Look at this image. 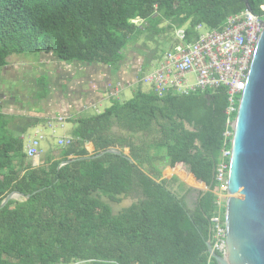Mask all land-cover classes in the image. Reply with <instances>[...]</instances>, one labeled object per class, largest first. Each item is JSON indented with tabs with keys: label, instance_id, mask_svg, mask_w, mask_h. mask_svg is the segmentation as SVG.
<instances>
[{
	"label": "trees",
	"instance_id": "trees-1",
	"mask_svg": "<svg viewBox=\"0 0 264 264\" xmlns=\"http://www.w3.org/2000/svg\"><path fill=\"white\" fill-rule=\"evenodd\" d=\"M245 1L254 13L264 2L0 0V71L12 54L51 53L64 63L58 83L76 85L66 95L59 85V99L81 107L83 99L92 103L101 97L90 91H106L101 86L110 81L123 85L139 79L159 59L140 40L156 44V37L164 35L163 42L171 44L166 34L177 28H184L188 39L196 37V25L217 28L243 11ZM129 44L143 57L138 65L134 56H125ZM49 80L45 72L36 76L34 99L47 100ZM227 105L224 87L188 95L170 90L162 96L139 88L123 102L111 99L100 113L67 117L73 142L57 151L46 149L36 161L27 159L22 136L47 120L0 111V204L12 191L29 195L0 208V264H217L206 242L217 198L212 170L223 145ZM87 141L92 154L109 147L121 154L58 167L63 160L88 155ZM183 164L210 186L198 192L192 208L165 179L158 180L157 167ZM131 193L137 201L114 214L110 204Z\"/></svg>",
	"mask_w": 264,
	"mask_h": 264
},
{
	"label": "built area",
	"instance_id": "built-area-1",
	"mask_svg": "<svg viewBox=\"0 0 264 264\" xmlns=\"http://www.w3.org/2000/svg\"><path fill=\"white\" fill-rule=\"evenodd\" d=\"M135 22V19L130 20ZM138 21V19H137ZM264 22V2L259 5V12L244 9L230 14L217 28H208L205 33L195 27L196 37L187 38L184 28L173 32L169 49L164 51L154 67L144 73L137 81L148 85L158 96L170 90L183 95L205 89H226L227 108L225 113V130L222 133L223 145L215 165L214 179L217 181L216 209L210 218L211 229L209 241L218 254L226 247V231L224 225V207L227 197V174L230 158V139L232 114L236 112L238 99L244 89L247 73L255 50V45ZM189 75L192 79L188 80ZM119 82L108 89L111 98L119 92ZM148 89V90H149ZM57 120H64L58 117ZM52 132L53 129H52ZM24 135L22 136V138ZM45 139L40 130H35L24 145L27 158H34L41 153V140ZM58 147H66L73 142L71 136L56 137ZM87 151L92 154L88 149Z\"/></svg>",
	"mask_w": 264,
	"mask_h": 264
},
{
	"label": "water",
	"instance_id": "water-1",
	"mask_svg": "<svg viewBox=\"0 0 264 264\" xmlns=\"http://www.w3.org/2000/svg\"><path fill=\"white\" fill-rule=\"evenodd\" d=\"M245 9L252 11L247 1ZM230 127L228 195L224 207L226 247L220 255L207 240L206 248L217 264H264V22ZM105 153L121 154L117 147H109L96 154L63 160L58 167ZM214 173L215 168L212 179ZM209 188L204 185L203 191ZM28 197L12 191L2 200L0 208L10 199Z\"/></svg>",
	"mask_w": 264,
	"mask_h": 264
},
{
	"label": "rangeland",
	"instance_id": "rangeland-1",
	"mask_svg": "<svg viewBox=\"0 0 264 264\" xmlns=\"http://www.w3.org/2000/svg\"><path fill=\"white\" fill-rule=\"evenodd\" d=\"M135 23H137V19H135ZM208 31V27H206L205 25H203L199 32L200 33H205ZM167 36H170L171 42H172V37H173V33H167ZM163 37L164 35L161 36H157V42L158 43H151V42H145L140 40V43L143 44L144 46V50L146 52H148L149 50H155V56H161V54L166 51L167 49H169L170 44L163 42ZM170 42V43H171ZM139 43V44H140ZM127 50L125 51L126 54L125 56L128 55V57L126 58H132L133 56V63H137L139 60L141 59V55H136L137 53V48L135 46H131V44H129L127 47ZM143 48V47H142ZM154 56V57H155ZM143 58V57H142ZM157 60H153L150 62V67L149 69H147L144 73H146L148 70L152 69L155 65ZM64 63H59L56 59H54L53 55L51 53H42L41 56L39 55V53H19V54H12L7 58V66L3 67L2 70L0 71V80H9L7 83H1L0 82V99L1 98H5L7 100V102H12V106H6L3 105L0 107V111L5 113V114H12V115H16V116H23L25 119L29 118H34L36 117L34 115V112H20V110L27 109L28 107L25 106L24 101H26L27 99H29L27 102L28 103H32L31 111L37 110L36 109V105H33L34 102V94H36L38 91V85H35L34 80L36 79V76L40 75L41 73L45 72L46 74L49 75L50 78V82L48 83V87H49V93H48V98L46 101H41L39 103L38 108L41 109V107L45 108V114L42 113V115H39V119H45L47 121H44L42 123H38L37 125V129L40 130L45 139L41 140L40 142V146H41V153L38 156H35L34 158H27L28 160H35L42 156L44 154V152L46 151V149L50 148L52 151H57L60 148L63 147H58V144L56 142V137H61V136H70V131L72 128V123L70 121L67 120V117L70 119L76 118L78 116H86V115H94L97 113H100L104 108L108 107L110 104L111 99H117L120 102H123L129 98H131L133 96V94L135 93V91L137 89H141L142 91H147L148 90V85L143 83L142 81H135L138 80V78L134 79H128L127 82H124V84L122 85V87L118 86V90L119 92L116 94L115 98H111L109 96V92L108 89H112L116 86V83H112V81L107 82L105 85H102L101 88L106 89V91L102 90V92L98 91V90H93L90 91L93 94H100V99H95L93 100L92 103H90V98L87 99H83L82 103H81V107L77 106L75 107V105L72 103L73 101H71L70 99V107H74L73 108H68L69 112L67 116H64L63 113L67 112L65 110L62 109H56L54 108L57 103V101L59 100L61 102V100L59 98L62 97V95H66V93H68L67 88H75V84H69V86L67 87V83H69V81H62V83H58V72L60 70H63L64 67L61 65ZM26 68V70H25ZM73 70V69H72ZM91 69L88 68L87 71H90ZM131 70V69H130ZM28 73L30 75H28ZM137 73V69L135 70V74ZM143 73V74H144ZM21 75L25 76V79L29 80V83L26 81L24 82V86L27 88H21L23 85V82L21 80L17 79L19 77H21ZM27 75V77H26ZM188 80L192 79V75L187 76ZM66 80V79H65ZM134 80V81H133ZM105 83V82H104ZM112 83V84H111ZM127 83V84H126ZM114 84V85H113ZM59 85H61V91L63 92V94L59 96L58 94V87ZM95 89H99L97 86H94ZM100 88V89H101ZM80 89H83V87H80ZM69 90V89H68ZM4 91V92H3ZM67 91V92H66ZM85 93H88V91H86ZM85 95V94H84ZM82 94V96H84ZM12 97L13 99L9 98ZM65 98H67V96H64ZM5 99V100H6ZM22 102L21 105L23 106L22 109H20V106L18 104V102ZM69 101V100H67ZM35 106V107H34ZM69 106V105H68ZM26 111V110H25ZM38 116V115H37ZM58 117H64V120H57ZM19 119V117H18ZM15 124L18 122V120L16 118L13 119ZM19 120H23L22 117H20ZM23 122V121H21ZM32 128V127H31ZM30 127H28L26 129V133L23 137V142L24 145L27 144L29 138L32 136L34 129H31ZM14 129V128H13ZM52 129L54 132H52ZM15 130V129H14ZM119 129L117 127L114 126L113 132H118ZM162 168V167H161ZM162 170V169H161ZM159 175L161 176V173L159 172ZM195 197V195H194ZM137 197L135 196L134 193L128 194L126 196H124L120 202L118 203H111V209L112 212L114 214H116L118 211H120L121 209H123L126 204L129 201H133L136 202L137 201ZM22 200V198H18L17 201ZM77 264H83V263H77Z\"/></svg>",
	"mask_w": 264,
	"mask_h": 264
},
{
	"label": "crops",
	"instance_id": "crops-1",
	"mask_svg": "<svg viewBox=\"0 0 264 264\" xmlns=\"http://www.w3.org/2000/svg\"><path fill=\"white\" fill-rule=\"evenodd\" d=\"M121 87H122V85H121ZM98 99H100V98H98ZM38 114H40V113H38ZM40 115H42V113ZM37 117L39 118V116H37ZM37 126L38 125H35L32 128L31 127L30 128L31 129L35 128V130H36L38 128ZM72 128H73V124H72ZM113 129H114V127H113ZM25 134H27V133H25ZM67 136H69V135H67ZM84 145H85L86 149H88L90 152H93V145L91 142H88V141L84 142ZM123 151H124L126 156H129L127 153L128 152L127 148H124ZM89 154H91V153H89ZM155 164L156 163H154V165ZM157 170L161 173V176H159L158 180L165 179L167 181V186L169 187V189L172 192H174L177 196L182 197L188 208H192L198 192L204 189V185L200 181H198L194 178V176L188 171L186 165L183 164L179 168H172L168 165H163L162 168L157 167ZM190 179H192L195 182V184H191ZM194 195H195V197H194ZM132 203H134V202L129 201L124 208L130 206Z\"/></svg>",
	"mask_w": 264,
	"mask_h": 264
},
{
	"label": "flooded vegetation",
	"instance_id": "flooded-vegetation-1",
	"mask_svg": "<svg viewBox=\"0 0 264 264\" xmlns=\"http://www.w3.org/2000/svg\"><path fill=\"white\" fill-rule=\"evenodd\" d=\"M25 70H26V68H25ZM28 75H30V74L28 73ZM26 77H27V75H26ZM18 80H21V81L23 82V84H22L23 86H22L21 88H27V87L24 86V84H25L24 82L27 81V82L29 83V80H28V79H25V76H24V75H21V77H19V78L17 79V81H18ZM8 81H10V79H9V80H4V82H1V83H7ZM3 92H4V91H3ZM9 98L13 99L12 97H9ZM47 98H48V96H47ZM5 99H6V97L0 99V107L3 106V105H6V106H10V105H11V106H12L13 103H12V102H7V101H10V100H7V99L5 100ZM28 100H29V99H27L26 101H24V103H25L24 105L28 107L27 109H24V108H23V106L21 105L22 102H20V101L18 102V104H19V106H20V109L23 108L22 110L19 111V113H20V112H27V113L34 112V115H35V116H37V115L39 116L41 113H44V114H45V112H46V111H45V108H43V107H41V109L38 108L39 103L41 102L40 100L33 99V100H34L33 105H36V106H37V107H36L37 110H34V109H33L32 111L30 110V109H32V108H31V105H30V104H32V103H29V105H28V102H27ZM61 102H62V103H61ZM61 102L58 100L57 103H56L57 106H55L54 108L59 109V108H61V107H64L65 109H68V108L70 107V105H69V106H66L65 103H64L63 101H61ZM66 103H67V102H66ZM72 103H73L74 105H76L74 102H72ZM34 107H35V106H34ZM38 109H39V110H38ZM25 110H26V111H25ZM38 113H40V114H38Z\"/></svg>",
	"mask_w": 264,
	"mask_h": 264
}]
</instances>
